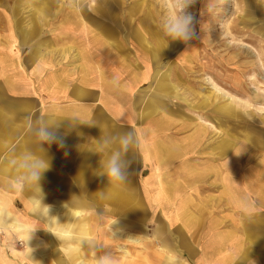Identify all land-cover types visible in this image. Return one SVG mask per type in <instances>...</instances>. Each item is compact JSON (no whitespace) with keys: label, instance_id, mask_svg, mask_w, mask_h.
<instances>
[{"label":"rangeland","instance_id":"obj_1","mask_svg":"<svg viewBox=\"0 0 264 264\" xmlns=\"http://www.w3.org/2000/svg\"><path fill=\"white\" fill-rule=\"evenodd\" d=\"M172 2L58 0L49 4L45 16L33 0H0V112L13 116L18 127L14 135L0 134V169L10 172L9 186L0 184V195L8 200L14 218L38 227L45 248H50L47 231L31 212L25 171H13L21 140L49 155L50 167L56 170L46 178L59 195L58 179L80 189L77 169L88 160L91 146L96 150L95 182L108 180L99 173L100 153L109 145L99 147L97 142L106 137L118 143L135 129L127 156L128 180L114 184L132 202H94L83 189L91 208L82 224L91 227L88 218L93 216L99 249L110 232L102 226L115 222L140 235V244L119 245L133 258L146 255L145 244L151 243L172 261L168 264H203L201 252L210 244L217 253L220 248L213 241L221 232L227 233L228 244L221 264H236L251 255L249 247L258 253L256 239L264 236V0H196L189 9L197 20L196 35L187 43L166 46L160 39L161 25ZM89 87L104 93V109L114 115L109 118L100 109L95 123L87 122L89 128L99 129L94 138L88 129L80 133L70 110L69 117L57 116V106L72 108L76 92ZM224 106L232 110L231 116L215 112ZM61 127H67L74 140L60 158L56 143H42L40 132L47 128L63 135ZM157 143L179 153L166 162L145 154ZM67 191L52 201H65ZM245 203L252 204L250 212H245ZM187 212L195 215V223L183 219ZM246 228H257L249 240ZM28 250L16 233L0 230V264H28L23 259ZM110 253L130 259L115 248ZM253 261L259 264L252 259L244 264Z\"/></svg>","mask_w":264,"mask_h":264},{"label":"bare ground","instance_id":"obj_2","mask_svg":"<svg viewBox=\"0 0 264 264\" xmlns=\"http://www.w3.org/2000/svg\"><path fill=\"white\" fill-rule=\"evenodd\" d=\"M46 1L49 2L47 3ZM54 1L58 0H33V3L35 4V6H37L39 13L41 15L46 16L49 13V4ZM74 6L79 8L81 13H84L82 8H80L79 4H77V6L76 4H74ZM161 88L165 89L166 87L163 84L161 85ZM237 101L240 105H248L241 99H238ZM215 112H218V114H220L222 117L229 116L232 110L230 108H227V106H224L220 109L215 110ZM205 124L206 126H209L208 123ZM191 139L193 140L194 136ZM63 141H65V138L63 139ZM222 151H226L225 147H222ZM178 153L179 150L174 149V147H166L157 143L152 147L150 152H147L145 154H151L161 162H166L168 159H170V157ZM8 174L9 171L7 168H3L0 170V184L2 188H8L9 186L8 180L6 179L8 177ZM86 174L87 167L84 168L80 173V181L78 183L79 186L84 187L88 184L87 182L89 181L86 177ZM255 182L258 184L257 187L259 188V182L256 180ZM41 183H43V181H41ZM27 184L30 187V192H32L35 197L41 195L42 188L44 198L43 203L52 206L51 214L45 215L42 213L40 200L37 201L31 199V201H28L30 204L31 212H35L36 217L43 221L44 227L47 231V234H45V236H47L48 241L50 243V248H45V246H48L45 245L47 243L40 240L39 236L35 233V237L31 241V245H26L28 248L31 247L32 250L29 249L23 257V259L26 260L28 264H100V262L102 261L101 257H105L104 259H107L110 264H168L170 262L172 263V261H169L167 260V258H164V252L162 250L161 253H158L156 250H154V248H157L158 245L151 243L145 244L146 255H140L138 257L133 258L130 252H128L124 247L122 248L119 245H121V243L135 245L140 244L142 242L140 235L128 233L126 231L127 229H124L125 227L123 225H119L115 222H108L102 226L103 230L108 228L110 232L104 235L106 241L105 244H103L102 250H100V234L98 229L99 227L97 226V224L94 223V218H92L93 216H89L88 218L89 220H93V224H91V227H85L86 223L82 224V220L86 219L83 210L88 211L89 209L85 207V204L83 201H81V199L77 198V196L70 192V189H68L67 193L64 195L65 201H51V199H46V190L43 188V186L34 185L31 181H29ZM115 187L116 186L114 184H110L106 181H100L99 185L93 193L96 198H98L96 202H112L124 206L127 205L129 202H132L129 201L132 197L128 196L127 192L122 190L118 191V189H116ZM8 207V200L5 199V196L2 197L0 195V230L9 229V231L16 233L21 239H23L24 233L22 229H26L29 227L26 223L22 222L18 218H14V215H12L8 211ZM53 218H58L59 223L57 224ZM183 219L188 222L187 224H193L197 221L195 215H192V213L189 214L188 212L183 215ZM256 229L257 228L244 229L245 238L249 240L250 234L252 232L257 231ZM141 230V227H136V231ZM52 233H54L56 236H54ZM57 237H59V239H57ZM214 238L215 240L213 241V243H216L218 245V248L220 249L217 251V253L214 254L212 248L208 246L210 244H208L204 248V251L201 252V260L203 264H211L213 260L214 262L220 260L218 264H221L223 261H225L224 259H227L221 256V253L225 252L228 246V244L225 243V241H227V233L221 232L220 235ZM241 239L243 242V237H241ZM161 243L163 244V240L161 241ZM256 243L257 245H254L257 246L258 253L253 252L251 250V247H249L248 249H250L249 251H251V255L245 254L240 260L238 258L236 264H244L247 259L259 261V264H264V257H262L264 256V236L261 235L259 238H257ZM237 245L238 244H234L236 248L233 247L236 252L239 251V247H237ZM114 248L118 251L120 250V252L123 253L126 258L128 257L130 259L128 261H123L124 258L117 259L112 257L110 255V252L114 250ZM254 253L255 255L252 256V254ZM14 259L16 260V258ZM256 263L257 262H254V264Z\"/></svg>","mask_w":264,"mask_h":264},{"label":"clouds","instance_id":"obj_3","mask_svg":"<svg viewBox=\"0 0 264 264\" xmlns=\"http://www.w3.org/2000/svg\"><path fill=\"white\" fill-rule=\"evenodd\" d=\"M196 3V0H173L170 4V11L166 17H164L161 25L162 34L160 39L166 44L170 42L179 41L187 43L192 40L196 35L194 25L197 23L196 17L189 10L191 6ZM79 123L82 122L78 117ZM136 133L135 129L124 133L118 140V143L112 144L108 138L102 137L97 145L103 147L109 145L107 152H101V170L99 175L106 176L110 184L125 183L127 182L126 169L129 167V161L127 159L130 151L131 140L133 134ZM40 141L46 144H52L59 142L61 147H64V141L57 135L56 130H48L47 128L41 130ZM140 147L139 142L136 145V149ZM106 155V158H105ZM21 168L27 173V178L34 184L39 186L43 174L50 168V161L42 156L26 157L21 161ZM43 192L41 188V195L39 200L41 202L42 213L50 215L52 212V206L43 203ZM252 204L245 203V212H250ZM58 224V218H53ZM38 227L22 229L23 241L26 245H31V241L35 237V233ZM56 236L54 233H52ZM59 239V237H57ZM30 250L31 247L29 248ZM100 264H110L107 259H104ZM254 264V262H253Z\"/></svg>","mask_w":264,"mask_h":264},{"label":"crops","instance_id":"obj_4","mask_svg":"<svg viewBox=\"0 0 264 264\" xmlns=\"http://www.w3.org/2000/svg\"><path fill=\"white\" fill-rule=\"evenodd\" d=\"M77 96V100L76 101H72L73 104L75 105H71L72 108H69L70 106H63V105H59L57 107H59L58 109V118H66V117H69L68 116V111L70 110L72 112V114L74 113V115H71V116H75V117H80V121L82 122H92V123H95L94 121V118H98L100 115H99V112H100V109H103L104 112H106V110L104 109V106L107 102V99L106 97L104 96V93L101 92L99 93L98 91H96L95 89H93V87H89V88H81V90H79L78 92H76L75 94ZM106 114L109 116V118H114V115H111L109 114L108 112H106ZM70 115V114H69ZM14 117L13 116H9V117H6L4 116L1 112H0V134L2 135V133H4L5 131H9L8 133L10 135H14L16 131H18V127L15 126L14 123ZM92 120V121H85V120ZM88 123H79L77 122L76 123V127L81 130L80 133H83L84 131H86V129H88V133L92 135V138H94V135H98V130H94V128H89V125ZM62 129V132L63 135H60V133L57 131V135L61 138L63 137L62 139L65 138V141H64V147H61L59 142H55L56 145H57V150L55 152V154L57 156H59L60 158L61 157H65L66 155V150H67V147H68V144L69 142L71 141V138L69 137L70 135L68 134V128L67 127H61ZM66 130V132H65ZM76 140H78L79 138L78 137H74ZM74 139L72 138V141ZM76 140H75V144L76 143ZM97 140V138H96ZM71 141V142H72ZM3 141L1 139V136H0V149L1 147L3 146L2 145ZM20 144V148L16 149V151L18 153L17 156H18V161H16V164L15 165L13 163V167H15L13 169V171L15 172H18L21 168L20 164H21V161L26 158V157H33L32 154H35L36 156L37 155H42L44 156V158L49 159V155L45 152H36L32 147H29L30 144H29V140L27 139H24V140H21V142L19 143ZM161 144V143H159ZM163 145V144H161ZM95 149H94V146H91V149L88 150L87 153V156H88V160L85 162V163H82V165L79 166V168L77 169V175H78V178H77V182L79 183L80 181V173L81 171L87 167V174H86V177L88 179L89 182H87L88 184L86 186H79L80 189H73L71 187H69V185L67 184V181L64 180V179H58V182L60 183L61 187H62V192L59 193V195L56 194V192L50 187V183H49V180L46 178L47 176V172H51V171H55L54 169L52 170L51 167L45 172V174L43 175V183L40 184V186H43V188L46 190V199L47 200H50L52 201V199L54 198H59L61 199L62 197V193L66 191V189H70L71 193L74 194L75 196H77V198L81 199V201L84 202L85 204V207H87L88 209L91 208L90 207V204L88 202H86V195L85 193H83V189L86 188V191L88 190L89 193H90V197L91 199L96 202V200H98V198H96V196L93 194L94 193V190L97 188V186L99 185L100 181H106V182H109L108 180L106 179H100L97 181V183L95 182L96 179L94 178L95 177V174H96V165H95V162L93 160V156L95 155ZM35 157V156H34ZM13 162V161H12ZM11 162V163H12ZM50 166H51V162H50ZM3 169V168H2ZM1 170V169H0ZM9 171V170H8ZM10 173V172H9ZM56 173V172H54ZM26 174V184L30 181L28 178H27V173L25 172ZM9 175V174H8ZM18 175L17 174H14V177H16ZM61 176V175H60ZM57 177V176H56ZM9 177H7L6 179H8ZM44 181H46L44 183ZM9 183V182H8ZM27 189H28V196H27V201H31V199H34V200H37L39 201V196L38 197H35L34 194L32 192H30V187L28 186L27 184ZM26 201V202H27ZM25 202V203H26ZM84 209V208H83ZM83 213H87L86 210H83ZM43 241V240H42ZM25 256V254H24Z\"/></svg>","mask_w":264,"mask_h":264}]
</instances>
